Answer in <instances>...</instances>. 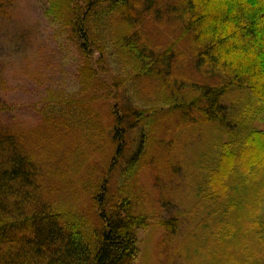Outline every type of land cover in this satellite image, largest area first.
<instances>
[{"label":"trees","instance_id":"trees-1","mask_svg":"<svg viewBox=\"0 0 264 264\" xmlns=\"http://www.w3.org/2000/svg\"><path fill=\"white\" fill-rule=\"evenodd\" d=\"M48 5L47 14L63 21L81 53L100 49L99 32L98 39L113 43L121 63L142 80L187 100L150 116L109 105L104 124L101 114L81 105L84 99L55 92L56 99L42 107L37 130L1 131L0 264H134L139 232L152 221L144 210L140 171L148 161L157 166L166 160L155 154L169 150L167 134L181 128L212 135L213 156H203L211 165L201 191L211 208L206 226L222 245L214 251L218 263L264 264V213L259 214L264 131L254 127L264 113V0H48ZM117 20L126 21L129 30L107 28ZM152 27L171 34L169 46L158 48L166 40L154 38ZM97 86L104 87L107 100L106 85L97 81ZM235 90L249 93L246 110L226 104ZM161 114L167 118L163 124ZM136 130L141 150L128 161ZM99 154L100 162H91L90 155L99 159ZM83 200L89 201L86 208ZM161 226L176 230L179 221L164 220Z\"/></svg>","mask_w":264,"mask_h":264},{"label":"rangeland","instance_id":"rangeland-1","mask_svg":"<svg viewBox=\"0 0 264 264\" xmlns=\"http://www.w3.org/2000/svg\"><path fill=\"white\" fill-rule=\"evenodd\" d=\"M48 7V0H0V132L37 130L42 107L46 101L56 99L55 92L63 91L68 99H84L81 105L89 113L101 114L104 124L112 113L109 105L123 104L127 106L125 110L136 108L144 116H150L158 109L181 105L187 100L177 98V92L142 80L130 66L121 63L120 50L113 43L98 39L99 32L96 45L100 49L91 46L86 54L81 53L63 21L47 14ZM101 18L100 23H107V18ZM125 23L117 20L107 28L129 30ZM173 27L166 30L170 32ZM152 30L154 38L160 42L166 40L158 48L169 46L171 34L154 27ZM97 81L106 85L107 100L102 97L104 87L97 86ZM250 99L248 92L235 90L226 104L236 102L245 109ZM166 119L162 114L159 116L162 124ZM254 127L264 131V113ZM181 129L167 134L173 142L169 150L163 148L156 156L153 150L150 152L153 157L167 155L166 160L157 166L148 161L140 171L138 180L145 195L144 210H149L152 221L139 232V255L134 264H219L214 251L222 245L213 240L212 230L206 226L211 208L206 204V193L201 191L207 185L209 167H205L211 165L210 159L203 156H213L208 142L212 135ZM131 137L133 148L128 161L141 150V130L133 131ZM97 156L99 159L90 155L91 162H100L101 155ZM165 165L169 166L163 168ZM116 177L121 183L123 176L119 173ZM260 198L261 215L264 193ZM88 204V200L80 203L84 208ZM174 218L179 221L176 230L161 226L164 220ZM213 226L218 228L217 223ZM221 241L224 245L226 239Z\"/></svg>","mask_w":264,"mask_h":264}]
</instances>
